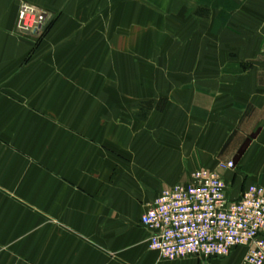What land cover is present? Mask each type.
Listing matches in <instances>:
<instances>
[{
  "label": "rangeland",
  "instance_id": "obj_1",
  "mask_svg": "<svg viewBox=\"0 0 264 264\" xmlns=\"http://www.w3.org/2000/svg\"><path fill=\"white\" fill-rule=\"evenodd\" d=\"M25 4L34 8L28 28L20 19ZM14 37L15 54L12 41L1 44L13 53H0V61H20L0 83V264H99L93 253L105 252L113 230L104 222L112 214L102 211L117 173L109 158L129 157L148 132L202 129L206 110L213 137L209 162L197 169L217 171L235 198L250 184L264 187L245 177L235 196L232 183L247 175L239 154L260 127L238 124L223 147L214 115L243 103L252 119L255 71L264 77V0H23ZM241 129L251 134L234 154L227 144ZM60 139L86 141L84 157L73 161L81 172L71 178L64 221L45 211L46 151L55 153ZM229 161L235 166L223 167ZM85 173L91 185L77 186ZM61 183L59 176L53 184Z\"/></svg>",
  "mask_w": 264,
  "mask_h": 264
},
{
  "label": "crops",
  "instance_id": "obj_2",
  "mask_svg": "<svg viewBox=\"0 0 264 264\" xmlns=\"http://www.w3.org/2000/svg\"><path fill=\"white\" fill-rule=\"evenodd\" d=\"M23 0H0V53L5 52L15 54V47L18 49L21 43H15V29L18 18L19 5ZM28 1V0H27ZM165 2L166 0H162ZM1 41H12L13 46L7 49L1 44ZM4 46L5 49H2ZM10 46H8L10 48ZM14 47V48H13ZM10 52V53H9ZM11 55H9L10 57ZM15 58V57H13ZM13 60V59H12ZM20 61L5 62L0 61V83H7L16 71V65ZM254 75L253 106L254 111L252 119L245 117L243 103H237L241 110L231 112L229 110H216L214 115L221 117V139L219 143L225 146L230 130H235L238 124L241 126L244 122L253 123L260 127L253 141L248 144L242 154H239V163L248 165L246 174H241L233 180L234 188L242 185L244 178L247 183L257 182L264 184V77L258 74ZM13 77V76H12ZM209 89V86H207ZM237 99L245 95L241 91L235 92ZM204 102L206 109L209 108V92L206 93ZM243 102V101H242ZM207 125L202 129L190 130V132H148L145 138H142L136 149L129 157H118L108 161L107 168L117 167L113 181L108 184L106 207L102 211H108L112 218L105 219L106 227L113 229L103 243L104 251L93 253L95 260L99 264H198L196 257L178 258L172 261H161V255L158 251L149 247L148 238L150 231L141 224V215L145 212L148 205L158 196L159 192L166 186L178 182L186 181L193 170L198 165L209 162V137L212 138V131L209 130V110L205 112ZM247 120V121H246ZM199 128L198 126H196ZM254 127V128H256ZM230 128V129H229ZM242 130V129H241ZM244 131V132H242ZM237 133L231 145L228 147L232 153H238L249 132L242 130ZM220 132V131H219ZM53 143V141H52ZM86 141H73L60 139L56 141L55 150L56 159L60 160L61 165L54 167V152L46 151V207L45 211L58 212L61 220L64 221L65 213L69 211L71 178L80 177V163L74 165L75 159L83 158L85 151L81 147H86ZM230 145V146H229ZM48 147V143L46 145ZM54 146L52 147L55 148ZM59 147L61 148L59 150ZM95 154L102 155L98 150ZM96 157V155H94ZM101 170V168H100ZM83 171V168H82ZM92 171H90L91 176ZM94 173V172H93ZM85 180L79 187H88L91 183ZM61 177L62 183L56 188L54 180ZM3 177L0 174V179ZM5 182V179L3 180ZM101 182H98L100 185ZM242 188H237L235 196H239ZM233 195V196H234ZM4 209L0 212L4 213ZM245 248L238 249L232 256L222 259H216L210 264H243ZM96 262V261H95ZM97 264V263H96Z\"/></svg>",
  "mask_w": 264,
  "mask_h": 264
},
{
  "label": "built area",
  "instance_id": "obj_3",
  "mask_svg": "<svg viewBox=\"0 0 264 264\" xmlns=\"http://www.w3.org/2000/svg\"><path fill=\"white\" fill-rule=\"evenodd\" d=\"M33 11L28 4L21 8L24 28ZM234 166V161L223 165ZM141 223L150 231L149 247L164 258L225 257L243 247V264H264V187L259 184L235 198L217 171L200 168L184 183L163 189Z\"/></svg>",
  "mask_w": 264,
  "mask_h": 264
}]
</instances>
